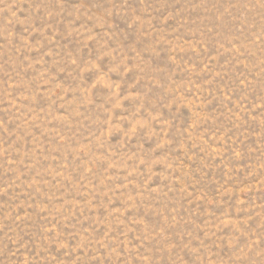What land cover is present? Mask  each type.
Segmentation results:
<instances>
[{
	"label": "rangeland",
	"instance_id": "rangeland-1",
	"mask_svg": "<svg viewBox=\"0 0 264 264\" xmlns=\"http://www.w3.org/2000/svg\"><path fill=\"white\" fill-rule=\"evenodd\" d=\"M0 264H264V0H0Z\"/></svg>",
	"mask_w": 264,
	"mask_h": 264
}]
</instances>
